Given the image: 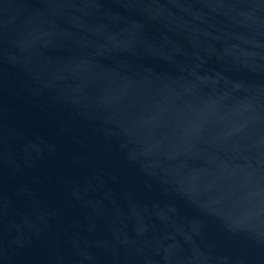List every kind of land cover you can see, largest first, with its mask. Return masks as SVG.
<instances>
[{"label": "water", "instance_id": "water-1", "mask_svg": "<svg viewBox=\"0 0 264 264\" xmlns=\"http://www.w3.org/2000/svg\"><path fill=\"white\" fill-rule=\"evenodd\" d=\"M0 264H264V0H0Z\"/></svg>", "mask_w": 264, "mask_h": 264}]
</instances>
